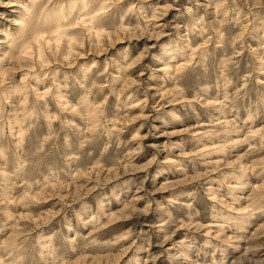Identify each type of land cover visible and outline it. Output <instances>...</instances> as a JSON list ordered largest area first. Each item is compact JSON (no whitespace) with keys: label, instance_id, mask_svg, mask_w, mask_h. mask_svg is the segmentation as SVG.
I'll use <instances>...</instances> for the list:
<instances>
[{"label":"rangeland","instance_id":"obj_1","mask_svg":"<svg viewBox=\"0 0 264 264\" xmlns=\"http://www.w3.org/2000/svg\"><path fill=\"white\" fill-rule=\"evenodd\" d=\"M28 1L0 0L2 264H264V0H107L33 46L43 83L7 61Z\"/></svg>","mask_w":264,"mask_h":264},{"label":"bare ground","instance_id":"obj_2","mask_svg":"<svg viewBox=\"0 0 264 264\" xmlns=\"http://www.w3.org/2000/svg\"><path fill=\"white\" fill-rule=\"evenodd\" d=\"M97 1L98 0H30V1H28V3H26V4L24 3L25 6L22 7L23 10L19 14L18 19L15 20V25L18 27L17 32H18L19 36H18L17 39L14 40L13 44H11V46H10V50L8 51V59H7V61L8 60H16L17 61L16 62L17 65H18L17 68L20 69V71L23 72V75H24L23 78H25V76H27V75H30V76L34 75V77L36 79L35 81H37V82L41 81L42 82V80H43V76H42L43 75V71H37V72H34L32 74V70H33L34 66L31 63L32 60H33V58L31 56L33 55V52H35V51H32L33 48L35 49V47H33V46L34 45L37 46V50H36L37 51L36 52L37 60L36 61H38V63L39 62L40 63H46V62L48 63L49 62V60L45 56V53L48 50L47 49H46V51L43 50V46L42 45L44 44V42L47 43L48 45H52V43L54 44V42L57 44L58 41L61 42L62 40H66V44H67V47L69 49L67 51L68 52L67 54L71 55L72 52H73L72 49H73V39H74V37L71 36L68 33L67 27L70 26V25L72 26V25L81 24V25H83V27L85 26L90 31V34L92 35L93 31L96 30V28L94 26V23L98 20L97 19L98 18V11H100V9L105 8L107 6V3H108L107 0H99L101 2H98V3H97ZM29 4H30V6H29ZM136 6H138V5H136L134 3L132 5V8H134ZM155 16H157V15H155ZM96 36L98 37V40H101V38H102L101 36L102 35L100 33L98 34V32H97ZM2 42H5V40H2ZM188 44H189V42H188ZM171 48L173 49V47H171ZM50 49H52V47ZM168 49H169V47L166 48L164 54H165V56L172 57L175 53L171 49L172 51L167 54V50ZM60 52H59V54H60ZM59 57H61V56H59ZM29 59H32L31 62H30L31 64L28 63ZM260 60H261V58H260ZM186 61L189 62L187 59H186ZM4 63H5L4 61H3V63L0 62V82L1 83L4 82L5 80L7 81V79H8V78H6L5 75H6L7 70L9 68H5ZM170 63H171V61H168L166 63V66L164 67L165 71H168V68L171 65ZM182 63H184V62H182ZM13 69H15V67ZM177 70H179V69H177ZM23 80H26V79H23ZM53 82H55V81H53ZM2 88H4V90ZM11 88L15 89V91L17 90V91L20 92L21 89L23 88V86H20V85H15V86L14 85H11V86L8 85V86H6L5 84L4 85L2 84V85H0V93H2V91L4 92L7 89H11ZM50 88H47L44 91L40 92L41 90L39 91V87L35 86L33 88V91H35L36 95L41 96L43 98V97H45V96H47L49 94H52L53 91H51ZM55 90L60 92L59 98L61 100V105H64L65 103H67V100L65 98V94L64 93L62 94L61 86L60 85L56 86ZM82 103H84V106L86 107V109H85V110H87L86 114H88L89 117H92L93 114L96 111V106L93 103H91L90 101H88L87 97H83L82 98ZM21 106H22V104H21ZM64 108H67V109L71 108L72 112H74L73 108H75L76 110L78 109L76 107V105L71 106L69 104H66L64 106ZM46 115H47V117H51L52 116L50 114V112H46ZM15 123L19 124V127H20L18 129V138H19V143H21L24 140V135L25 134H24L23 128L21 127V121L19 120L18 117L10 122L11 134L12 135L16 134V132L13 131L14 127H12L13 124H15ZM217 123H219V122H217ZM14 129H16V128H14ZM209 134H210V132H209ZM0 138H1V136H0ZM0 155H2V157L6 156L4 149H0ZM17 159H18V161L20 163L19 165L23 166L25 160L22 157H18ZM242 170L245 171L244 169H242ZM0 175L2 176V178L5 179L6 183H7V181H9L11 179L10 174H8L5 170L4 171L2 170V172H0ZM242 177L243 176L238 177L237 182H236L238 184H236V187L237 186H241V183H245L244 180L242 179ZM244 177H245V175H244ZM230 180H232V179H230ZM233 181H234V179H233ZM11 183H12V181H11ZM261 186H263V185H261ZM260 196H259V198H260ZM7 198H9V197H7ZM101 207H102V204H101ZM7 211L10 212L9 208H8ZM245 212H246V210H245ZM247 212H248V210H247ZM249 215H251V213ZM249 218H250L249 216L245 217L243 219L241 217L240 218L239 217H235V218L233 217V218H231L230 221H228V225L236 224V225H239L240 227H243V226H246V224H248L247 221L249 220ZM80 219L83 220L84 225L91 221L90 218H85V217H80ZM226 226H227V224L225 225V227ZM43 237L44 236H41L40 239H39V241H41V243L39 242L40 244L45 243V240H42ZM2 262H3V259H2V257H0V264H2ZM13 263H14V261H13ZM9 264H11V263H9Z\"/></svg>","mask_w":264,"mask_h":264}]
</instances>
